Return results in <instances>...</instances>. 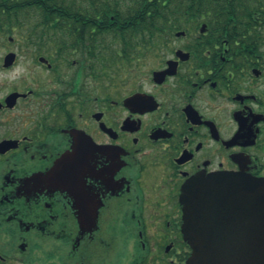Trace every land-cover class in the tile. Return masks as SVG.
I'll use <instances>...</instances> for the list:
<instances>
[{"label":"flooded vegetation","instance_id":"obj_1","mask_svg":"<svg viewBox=\"0 0 264 264\" xmlns=\"http://www.w3.org/2000/svg\"><path fill=\"white\" fill-rule=\"evenodd\" d=\"M35 3L9 14L40 26L0 28V264H186V183L264 178V12L238 27L230 0Z\"/></svg>","mask_w":264,"mask_h":264},{"label":"water","instance_id":"obj_2","mask_svg":"<svg viewBox=\"0 0 264 264\" xmlns=\"http://www.w3.org/2000/svg\"><path fill=\"white\" fill-rule=\"evenodd\" d=\"M181 204L186 264H264V178L198 175Z\"/></svg>","mask_w":264,"mask_h":264},{"label":"trees","instance_id":"obj_3","mask_svg":"<svg viewBox=\"0 0 264 264\" xmlns=\"http://www.w3.org/2000/svg\"><path fill=\"white\" fill-rule=\"evenodd\" d=\"M35 1L36 0H0V28L3 27H9L13 26V21H27L28 27H37L40 26L39 20L35 16L27 15L26 17H19V16H12L9 14V12H19V11H33L35 10ZM225 6H228V4L225 2ZM228 9V8H227ZM2 12H6V14H1ZM264 12V0H230V22L234 26L238 27H246L252 25V22L256 20L260 13ZM159 17L154 16L151 25L150 23H144L143 25L145 27H149L150 25L152 27H156L157 24L155 21H157ZM45 21H50V23L43 24L44 26H66L65 23H59V24H51L53 19L43 18ZM38 20V22H37ZM62 21H66V19H62ZM160 26V25H159ZM136 27V28H135ZM132 26L130 29H137L140 27V24H136V26ZM126 34L123 33L122 37L125 40ZM115 50L112 51H106V58H117V55H112V53ZM133 51L123 50L122 54L124 55V58H131V54Z\"/></svg>","mask_w":264,"mask_h":264},{"label":"rangeland","instance_id":"obj_4","mask_svg":"<svg viewBox=\"0 0 264 264\" xmlns=\"http://www.w3.org/2000/svg\"><path fill=\"white\" fill-rule=\"evenodd\" d=\"M23 22V25L24 26H27V21L25 22V20L24 21H22ZM37 22H38V20H37ZM28 27V26H27ZM36 51H33V50H28L27 51V53H28V55H27V60H28V62H27V68H30L28 65L30 64L31 65V63H33L34 62V58L36 57L35 55L33 56V53H35ZM115 53H112V55H115L116 53H117V51H114ZM1 54H3V50H1L0 49V55ZM28 75H29V77H28V81H32V80H29V79H31V77L30 76H32V77H34L35 76V73H28Z\"/></svg>","mask_w":264,"mask_h":264}]
</instances>
